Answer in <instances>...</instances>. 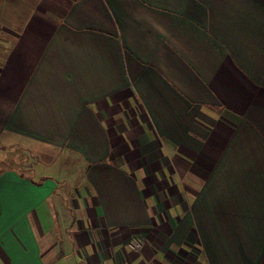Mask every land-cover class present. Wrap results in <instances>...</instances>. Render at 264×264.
Segmentation results:
<instances>
[{
  "label": "crops",
  "instance_id": "0c3cea01",
  "mask_svg": "<svg viewBox=\"0 0 264 264\" xmlns=\"http://www.w3.org/2000/svg\"><path fill=\"white\" fill-rule=\"evenodd\" d=\"M0 138V264H264V0H0Z\"/></svg>",
  "mask_w": 264,
  "mask_h": 264
},
{
  "label": "rangeland",
  "instance_id": "374dc122",
  "mask_svg": "<svg viewBox=\"0 0 264 264\" xmlns=\"http://www.w3.org/2000/svg\"><path fill=\"white\" fill-rule=\"evenodd\" d=\"M5 144V141L0 138V168L9 165L18 166L24 169H31V171L34 169L38 174L47 172L49 176H54L55 171L49 168L51 162L49 160L56 157L57 154H51L50 148L46 147V145L37 143L40 146L17 147L12 151ZM8 157L10 158L8 159Z\"/></svg>",
  "mask_w": 264,
  "mask_h": 264
},
{
  "label": "built area",
  "instance_id": "2783aa9c",
  "mask_svg": "<svg viewBox=\"0 0 264 264\" xmlns=\"http://www.w3.org/2000/svg\"><path fill=\"white\" fill-rule=\"evenodd\" d=\"M131 245L133 246V247H135V248H140V244L136 241V239H133L132 241H131Z\"/></svg>",
  "mask_w": 264,
  "mask_h": 264
}]
</instances>
